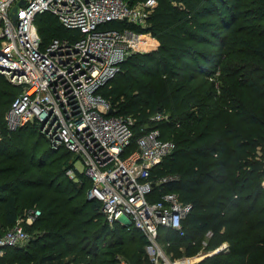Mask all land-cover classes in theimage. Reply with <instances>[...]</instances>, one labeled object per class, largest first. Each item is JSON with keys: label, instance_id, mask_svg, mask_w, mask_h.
<instances>
[{"label": "trees", "instance_id": "trees-1", "mask_svg": "<svg viewBox=\"0 0 264 264\" xmlns=\"http://www.w3.org/2000/svg\"><path fill=\"white\" fill-rule=\"evenodd\" d=\"M36 24L44 44L71 33L50 12ZM139 30L159 47L129 55L100 92L114 114L137 118V133L169 115L157 126L175 149L152 170L156 182L168 177L153 198L175 192L192 209L185 235L162 228L160 243L177 257L227 243L197 264H264V0H159ZM20 90L0 74V235L27 210L41 214L0 264H115L117 255L150 264L143 233L110 224L101 201L88 200L92 182L72 152L50 147L36 126L7 128Z\"/></svg>", "mask_w": 264, "mask_h": 264}, {"label": "built area", "instance_id": "built-area-1", "mask_svg": "<svg viewBox=\"0 0 264 264\" xmlns=\"http://www.w3.org/2000/svg\"><path fill=\"white\" fill-rule=\"evenodd\" d=\"M20 1L0 0V74L21 87L6 112L7 128L36 126L50 147L65 148L82 160V172L92 182L87 198L101 201L110 224L121 222L143 233L150 264H197L226 249L223 243L180 258L167 253L159 241L161 229L184 236V220L192 209L175 192L153 198L156 183L168 177L156 182L152 170L175 149L157 126L169 115L153 114L154 126L143 125L137 133V118L114 114L100 92L129 55L159 47L151 32L139 30L146 29L159 0ZM44 12L57 16L70 36L44 44L36 24ZM67 174L74 177L75 171ZM40 214L27 210L0 235V256L6 247L30 240L26 226ZM115 264L133 263L117 255Z\"/></svg>", "mask_w": 264, "mask_h": 264}, {"label": "rangeland", "instance_id": "rangeland-1", "mask_svg": "<svg viewBox=\"0 0 264 264\" xmlns=\"http://www.w3.org/2000/svg\"><path fill=\"white\" fill-rule=\"evenodd\" d=\"M1 137H2V135H1ZM75 155H71L70 154V156H69V159H70V161H73L74 159H75ZM75 167L79 170V171H82L83 169H84V164H83V162H82V160H77V162H76V164H75ZM102 219V218H101ZM102 221V220H101ZM123 221H126V219L125 218H123ZM121 223V222H120ZM0 225H4V218H3V214H2V211L0 210ZM7 228H4V230H6ZM3 230V231H4ZM27 232L30 234V237H33V235H34V231H32L31 229H27ZM145 249H146V251H147V244L145 245ZM203 251H204V249H202ZM214 250V249H213ZM212 250V251H213ZM201 251V250H200ZM204 252H208V251H204ZM168 253H170L171 255H173V256H176L175 255V252H173V253H171V252H168ZM197 254V253H196ZM196 254H192V255H196ZM121 257H123V258H125V259H127V257H125V256H123V255H120ZM181 256H184V254L183 255H181ZM180 256V257H181ZM180 257H177L176 256V258H180ZM204 259V258H203ZM128 260V259H127Z\"/></svg>", "mask_w": 264, "mask_h": 264}, {"label": "water", "instance_id": "water-1", "mask_svg": "<svg viewBox=\"0 0 264 264\" xmlns=\"http://www.w3.org/2000/svg\"><path fill=\"white\" fill-rule=\"evenodd\" d=\"M24 3H25V1L24 0H21L18 3V5H22ZM17 10H18V6L14 7V12L12 13V16H13L14 19L17 17ZM88 200H93V198L92 197H88Z\"/></svg>", "mask_w": 264, "mask_h": 264}]
</instances>
